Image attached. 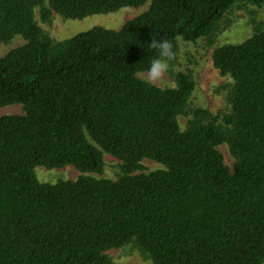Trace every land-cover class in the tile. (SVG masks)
Instances as JSON below:
<instances>
[{
	"label": "trees",
	"instance_id": "trees-1",
	"mask_svg": "<svg viewBox=\"0 0 264 264\" xmlns=\"http://www.w3.org/2000/svg\"><path fill=\"white\" fill-rule=\"evenodd\" d=\"M149 1L119 30L63 43L35 15L84 19ZM237 3L264 0H0V45L25 40L0 58V108L24 111L0 118V264H111L105 252L132 242L154 264L264 263V30L213 55L234 82L226 132L204 109L181 130L187 75L173 89L137 77L157 55L153 39L172 41L174 58L178 38L210 35ZM104 152L122 162L117 181L89 176L103 173ZM146 159L164 169L135 175ZM66 166L83 175H35Z\"/></svg>",
	"mask_w": 264,
	"mask_h": 264
},
{
	"label": "rangeland",
	"instance_id": "rangeland-1",
	"mask_svg": "<svg viewBox=\"0 0 264 264\" xmlns=\"http://www.w3.org/2000/svg\"><path fill=\"white\" fill-rule=\"evenodd\" d=\"M149 7L150 1L139 8H124L114 13L99 14L84 19H66L53 12L49 22L42 20L40 8L36 9L35 15L43 32L55 43H63L95 27L119 30L127 22L148 11ZM263 30L264 5L237 3L224 15L210 35L195 43L178 38V51L176 56L169 61L167 71L150 84L161 89H173L177 86L179 74H185L193 81L195 90L188 102L186 113L178 118L182 131L189 128L194 112L199 109L206 110L218 127L224 132L227 131L224 120L232 114L231 94L234 82L229 76H223L215 68L213 55L217 49L227 45L242 44ZM24 44L25 40L21 36L9 43L1 44L0 58ZM146 73H139L138 79L147 82L149 78ZM23 114L21 105L0 108V118ZM87 139L95 145L89 136ZM97 148L100 150L99 147ZM218 149L224 158V163L233 170L235 159L228 145L224 144ZM103 158L105 163L103 173L101 175L89 174V176L117 181L123 175L122 162L105 152ZM142 167L143 169L135 175L150 174L164 169L163 165L148 159L142 162ZM35 175L42 184H56L60 181H76L83 174L72 166H66L58 169L37 167ZM105 254L109 257L111 264H154L150 256L136 242L121 249L107 251Z\"/></svg>",
	"mask_w": 264,
	"mask_h": 264
},
{
	"label": "clouds",
	"instance_id": "clouds-1",
	"mask_svg": "<svg viewBox=\"0 0 264 264\" xmlns=\"http://www.w3.org/2000/svg\"><path fill=\"white\" fill-rule=\"evenodd\" d=\"M151 47L157 50V55L150 61L146 75L152 82L158 80L169 67V61L173 58V42L167 39H162L159 42L152 40Z\"/></svg>",
	"mask_w": 264,
	"mask_h": 264
}]
</instances>
